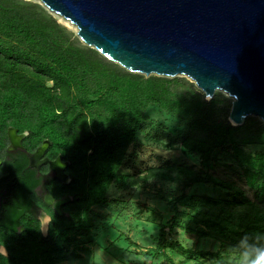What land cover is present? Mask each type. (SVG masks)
<instances>
[{
	"label": "trees",
	"instance_id": "trees-1",
	"mask_svg": "<svg viewBox=\"0 0 264 264\" xmlns=\"http://www.w3.org/2000/svg\"><path fill=\"white\" fill-rule=\"evenodd\" d=\"M230 103L218 90L206 98L184 76H145L124 69L83 44L38 3L0 0V144H5L8 126L28 130L32 143L46 138L51 153H60L69 162L71 185L65 192L72 195L64 204L66 215L51 211L48 233L43 236L35 216L17 210L24 192L30 190L29 176L25 178L23 169H18L20 177L14 178L17 186L9 189L15 195L7 200L5 211H0V244L7 251L0 253V264H54L67 252L71 229L87 232L92 227L90 206L106 202L112 184L122 189L134 184L120 166L150 104L187 122L189 130L182 139L187 151L204 162L210 161L214 152H228L241 166L246 184L260 191L256 179L264 153H250L243 146L264 145V123L256 116H247L242 124H231L227 118ZM9 172L5 167L0 170L4 178ZM153 174L177 182L182 189L173 200V215L167 224L170 230L179 226L178 206L222 208L242 203L236 195L217 199L187 194L184 190L202 182L204 175L183 164L156 167ZM187 216L221 234L238 232L228 226L234 225L228 218L206 213L198 218L189 213ZM239 220L234 226L243 228L242 234L251 235L256 228L254 221L246 219L241 224ZM17 223L24 227L22 233H17ZM185 231L195 235L193 246L166 240L161 232L160 247L193 261L213 257L220 264H231L218 250L198 248L199 239L207 235L205 231Z\"/></svg>",
	"mask_w": 264,
	"mask_h": 264
},
{
	"label": "rangeland",
	"instance_id": "rangeland-1",
	"mask_svg": "<svg viewBox=\"0 0 264 264\" xmlns=\"http://www.w3.org/2000/svg\"><path fill=\"white\" fill-rule=\"evenodd\" d=\"M27 1L43 6L39 0ZM49 13L75 34L72 23ZM47 84L51 85V82ZM188 130L185 120L154 104L148 105L136 137L120 166L132 177L134 184L127 189L112 184L107 201L89 208L92 227L87 232L71 229L67 252L54 264H220L213 257L193 261L168 247H160L161 232L166 240H176L185 247L193 246L196 237L185 228L205 231L207 235L199 239L198 248L218 250L227 263L250 264L259 252L264 251V163L256 179L261 190L255 191L246 184L241 166L228 152H214L211 160L204 162L197 154L187 151L182 139ZM243 148L250 153H264V145L259 143L246 144ZM171 164H183L204 175L202 182L184 190L187 194L217 199H231L236 195L242 199V203L222 208L178 206L179 226L168 229V221L173 215V200L182 189L177 182L158 178L153 174V169ZM187 213L197 218L204 213L228 218L234 225L238 224L239 218L242 219L241 224L251 219L256 228L251 235H246L242 234L243 228L229 223L228 226L238 232L221 234L212 227L194 223ZM45 232L43 227V236ZM0 251L6 253L2 248Z\"/></svg>",
	"mask_w": 264,
	"mask_h": 264
},
{
	"label": "water",
	"instance_id": "water-1",
	"mask_svg": "<svg viewBox=\"0 0 264 264\" xmlns=\"http://www.w3.org/2000/svg\"><path fill=\"white\" fill-rule=\"evenodd\" d=\"M39 1L124 69L184 76L206 98L216 90L231 98V124L264 123V0Z\"/></svg>",
	"mask_w": 264,
	"mask_h": 264
},
{
	"label": "flooded vegetation",
	"instance_id": "flooded-vegetation-1",
	"mask_svg": "<svg viewBox=\"0 0 264 264\" xmlns=\"http://www.w3.org/2000/svg\"><path fill=\"white\" fill-rule=\"evenodd\" d=\"M28 135V130L19 131L8 126L5 131V144H0V170L5 167L10 171L7 178L0 174V211H5L7 200L15 195L13 191L10 193L9 189H15L17 181L14 178L20 177L16 172L23 169L24 177H27L26 174L29 176L27 184L30 190L24 192L23 198L18 197L21 198V203L18 204L17 210L32 213L38 221L39 232L41 233L44 227L47 235L52 220L51 211L66 215L64 204L72 199L71 193L65 192V187L71 185V176L67 171L69 162L60 153H51L50 142L46 138L39 143H32ZM63 198L67 199L59 204L57 210L54 204ZM23 230L24 227L17 223V233H22ZM1 248L6 251L2 244L0 250Z\"/></svg>",
	"mask_w": 264,
	"mask_h": 264
},
{
	"label": "clouds",
	"instance_id": "clouds-1",
	"mask_svg": "<svg viewBox=\"0 0 264 264\" xmlns=\"http://www.w3.org/2000/svg\"><path fill=\"white\" fill-rule=\"evenodd\" d=\"M250 264H264V251L258 253V255L253 258Z\"/></svg>",
	"mask_w": 264,
	"mask_h": 264
},
{
	"label": "bare ground",
	"instance_id": "bare-ground-1",
	"mask_svg": "<svg viewBox=\"0 0 264 264\" xmlns=\"http://www.w3.org/2000/svg\"><path fill=\"white\" fill-rule=\"evenodd\" d=\"M57 16H59L60 17V19H63V20H66V19H64V18H62L60 15H57ZM59 19V20H60ZM66 21H68V20H66ZM65 22V21H64ZM69 22V21H68ZM70 23V22H69Z\"/></svg>",
	"mask_w": 264,
	"mask_h": 264
},
{
	"label": "snow or ice",
	"instance_id": "snow-or-ice-1",
	"mask_svg": "<svg viewBox=\"0 0 264 264\" xmlns=\"http://www.w3.org/2000/svg\"><path fill=\"white\" fill-rule=\"evenodd\" d=\"M97 259H99V257H97Z\"/></svg>",
	"mask_w": 264,
	"mask_h": 264
}]
</instances>
